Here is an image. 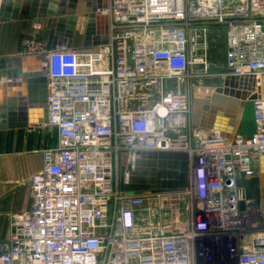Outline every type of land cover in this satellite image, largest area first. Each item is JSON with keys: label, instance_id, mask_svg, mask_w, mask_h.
<instances>
[{"label": "built area", "instance_id": "2783aa9c", "mask_svg": "<svg viewBox=\"0 0 264 264\" xmlns=\"http://www.w3.org/2000/svg\"><path fill=\"white\" fill-rule=\"evenodd\" d=\"M108 43L50 50L24 42L47 79L44 127L57 143L30 178L31 208L12 214L0 264H264V220L242 200L258 175L256 131L230 139L192 124L189 69L222 29L224 76L264 75V0H107ZM222 77V78H223ZM185 153L182 193L126 196L119 169L136 153ZM185 218L179 220V200Z\"/></svg>", "mask_w": 264, "mask_h": 264}, {"label": "water", "instance_id": "95a60500", "mask_svg": "<svg viewBox=\"0 0 264 264\" xmlns=\"http://www.w3.org/2000/svg\"><path fill=\"white\" fill-rule=\"evenodd\" d=\"M57 4V10L53 11L55 0H0V23L55 18L56 26L50 50H70L78 18L82 17L86 20L82 48L88 49L108 43L106 27L100 36H95L92 27L96 11L99 8L105 9L106 4L98 9L93 0H58ZM34 60L37 67L24 75L20 66L23 62ZM4 80L11 81V87H20L23 84L19 81H25L29 103L37 102L39 108L33 113H27L21 105L14 107L16 102L23 101L21 91H18L17 99H11V111L7 113L10 125L8 128L31 129L43 125L46 122L47 79L38 58L24 55L0 59V81ZM34 84H38L40 88L36 101L32 94ZM208 91L204 98L195 95L192 98L191 120L194 126L216 131L226 139H230L237 132L247 136L255 133L254 101L264 99V75L224 76L219 85ZM5 129L6 127H0V130ZM187 163L188 157L185 153H136L133 166H120L119 191L126 196H138L143 193L152 196L182 193L187 186ZM257 163V176L240 179L242 200L238 203V210L244 211L245 201L248 200L264 218V154L259 156Z\"/></svg>", "mask_w": 264, "mask_h": 264}, {"label": "crops", "instance_id": "0c3cea01", "mask_svg": "<svg viewBox=\"0 0 264 264\" xmlns=\"http://www.w3.org/2000/svg\"><path fill=\"white\" fill-rule=\"evenodd\" d=\"M57 2L58 0H55L53 11L57 10ZM106 3L107 0H93L97 9ZM101 10L99 8L96 11L92 25L95 36L102 35L105 27L107 29V18L100 13ZM55 26V18L0 23V59L29 55L24 49V42L29 38H36L50 49ZM85 28L86 20L79 17L70 50L82 48ZM36 67L37 62L34 60L23 62L20 69L25 75ZM19 82L23 85L11 87L9 84L11 81H0V121H4L0 122V127H6L5 130H0V243L9 236L11 215L30 210V178L42 168V151L54 147L57 143L55 131L43 125L31 129L8 128L10 125L7 113L11 111V99H17L18 91H21L23 101L16 102L14 107L21 105L23 111L27 113H33L39 109L37 102L29 103L25 81ZM33 86L35 88L32 94L36 101L40 88L38 84ZM256 166L258 167V163Z\"/></svg>", "mask_w": 264, "mask_h": 264}, {"label": "rangeland", "instance_id": "374dc122", "mask_svg": "<svg viewBox=\"0 0 264 264\" xmlns=\"http://www.w3.org/2000/svg\"><path fill=\"white\" fill-rule=\"evenodd\" d=\"M205 36L206 49L203 51L204 62L202 64H194L189 69V82L193 87L202 85L200 89H211L221 83L225 71V39L222 29H209ZM194 95H195V90ZM179 200V220L185 218V198L178 197Z\"/></svg>", "mask_w": 264, "mask_h": 264}, {"label": "bare ground", "instance_id": "6f19581e", "mask_svg": "<svg viewBox=\"0 0 264 264\" xmlns=\"http://www.w3.org/2000/svg\"><path fill=\"white\" fill-rule=\"evenodd\" d=\"M195 92H196L195 96L198 97V98H201V97H203L205 95H208V93H209V91L206 90V89H196Z\"/></svg>", "mask_w": 264, "mask_h": 264}]
</instances>
